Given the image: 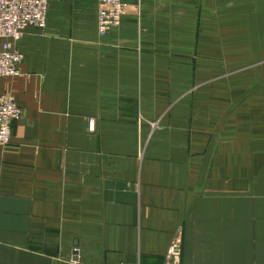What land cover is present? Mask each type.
I'll return each mask as SVG.
<instances>
[{
    "label": "crops",
    "instance_id": "1",
    "mask_svg": "<svg viewBox=\"0 0 264 264\" xmlns=\"http://www.w3.org/2000/svg\"><path fill=\"white\" fill-rule=\"evenodd\" d=\"M121 3L49 0L0 78V264H264V0Z\"/></svg>",
    "mask_w": 264,
    "mask_h": 264
},
{
    "label": "built area",
    "instance_id": "2",
    "mask_svg": "<svg viewBox=\"0 0 264 264\" xmlns=\"http://www.w3.org/2000/svg\"><path fill=\"white\" fill-rule=\"evenodd\" d=\"M97 1V32L103 35L119 24L123 5L121 0ZM48 2L49 0H0V78L20 73L24 54L17 43L27 27L40 31L45 29ZM21 116L22 109L14 97L0 93V146L9 143L12 124ZM181 246V238L177 234L167 249L164 264H180ZM72 259L70 261L76 262L75 258Z\"/></svg>",
    "mask_w": 264,
    "mask_h": 264
}]
</instances>
